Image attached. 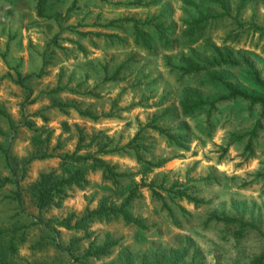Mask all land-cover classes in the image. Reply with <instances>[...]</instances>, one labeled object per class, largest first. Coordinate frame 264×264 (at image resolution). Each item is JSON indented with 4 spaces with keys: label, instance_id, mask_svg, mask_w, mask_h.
<instances>
[{
    "label": "rangeland",
    "instance_id": "374dc122",
    "mask_svg": "<svg viewBox=\"0 0 264 264\" xmlns=\"http://www.w3.org/2000/svg\"><path fill=\"white\" fill-rule=\"evenodd\" d=\"M236 2L0 0V260L190 264L194 255L193 264H251L264 251V120L257 105L225 99L222 85L264 100V0L240 10ZM123 17L141 23L146 44L134 42L130 22L106 25ZM184 57L207 69L182 74ZM186 91L205 105L183 114ZM71 153L98 157L125 175L113 185L91 158L64 157ZM137 155L165 161L146 168ZM76 170L84 181L36 206L41 174L51 183ZM135 184L127 211L142 228L91 214L103 198L117 206ZM209 214L253 226L205 222ZM81 219L86 229L58 224ZM90 241L114 243L94 258L83 256Z\"/></svg>",
    "mask_w": 264,
    "mask_h": 264
},
{
    "label": "trees",
    "instance_id": "16d2710c",
    "mask_svg": "<svg viewBox=\"0 0 264 264\" xmlns=\"http://www.w3.org/2000/svg\"><path fill=\"white\" fill-rule=\"evenodd\" d=\"M214 2H219V0H212ZM248 0H237L236 2V10H240ZM134 4H141L140 1H134ZM117 21H124V22H130L132 30H133V36H134V42L135 43H141V44H146L147 40L145 37L144 32L141 30V23L131 17H123V18H118L114 20H110L106 23V25L109 26H114V24ZM205 22V19L201 22L202 26ZM194 24H200L198 22H194ZM155 28L159 30L161 27L159 25H155ZM114 36V35H113ZM183 63L178 67V69L181 71L182 74H196L200 72L202 69H207V67H201L198 62L193 60L191 57H184L182 59ZM227 62V61H225ZM123 65H118L117 68H115L109 78H115L116 74L118 73L119 69ZM108 78V77H105ZM211 80H215L214 78H211ZM222 85L225 88V91L227 92V97L225 99H240L246 102L249 107L257 105L259 107V112L257 115L258 122L260 120H264V100L261 99L260 97L257 96H250L247 94H244L243 92H240L238 89H236L234 86L227 82H223ZM59 89V88H58ZM192 94L189 91H186V93L183 95L181 101H180V107L181 111L183 114H188L190 111H193L194 109L202 108L205 103L203 102V99L200 96H196L192 98ZM52 106H56L59 108L68 106V107H73L77 110V112L83 116L95 119L96 116L92 115L86 110H80L76 107V105L69 104L67 102H56L53 103ZM208 110L214 109V103H210L208 106ZM0 114H3V112L0 110ZM152 128L158 130V132H162V129L157 127L156 125H152ZM255 135V130L252 129L248 133V138L246 141V146L250 145V140L251 138ZM234 140H239L243 137V135H232ZM79 147V142L76 144L75 150H77ZM49 155H39L38 158H46ZM64 157L69 158L71 161L77 162L80 160H85L91 158L97 166L100 167L101 172L103 176L111 181L113 185H115L118 181V178L121 176H124L125 173L123 172H116L113 170V167L105 163L102 159L98 157H93L92 155H74V153H71L69 155H64ZM138 160L139 157L138 155L136 156ZM165 159H160L158 161H149V160H140L141 163L146 165V168H151V167H159ZM49 175L44 173L39 176L38 184H37V194H36V206L38 208H41L44 204L48 202L50 197L52 196V192L55 191H61L63 187L69 186L71 184L78 185L81 181H84V178L81 176L80 171L76 170L74 173L69 175L66 178H61L58 180H54L51 183H48ZM0 182H4L3 179H0ZM144 186H147L150 190V192L155 195V196H160L157 191L152 187L150 183L143 184ZM138 185H133L123 198V200L117 205H113L112 203H106V199L103 198L97 209L93 210L91 212L92 215H96L105 219H108L110 217H119L123 221L127 223H131L137 227L142 228L143 224L140 218L131 216L128 211H127V206L131 202L132 199L137 197V190ZM172 192V196H177L178 198H183L187 201H190L194 204L200 202L199 199L187 194L185 191H180V190H174V189H169ZM81 220L75 221L73 225H67L65 222H58V224L64 228H80V229H86L85 224ZM209 221H214V222H222L225 223L226 225H236L238 230H242L245 227L251 228L253 225L244 223L238 219H235L233 217H228L225 215H216V214H209L207 218L205 219V222ZM6 232L5 229L0 228V235ZM114 243V241H104L100 245L93 247L92 246V241L89 242L86 251L84 252L83 256H89V257H94V258H99L101 256H104L107 254L109 247ZM13 249V246L11 245L10 249ZM187 252L186 249H183L180 255H185ZM179 258V257H178ZM193 258L194 255L191 256V261L190 264H193ZM177 259V256H176ZM251 264H264V251L261 252L260 254L254 256L251 261ZM0 264H7L5 261L0 260Z\"/></svg>",
    "mask_w": 264,
    "mask_h": 264
}]
</instances>
